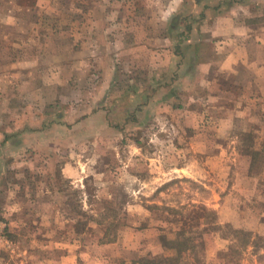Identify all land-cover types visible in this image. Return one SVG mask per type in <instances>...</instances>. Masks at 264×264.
I'll return each instance as SVG.
<instances>
[{"label": "rangeland", "instance_id": "374dc122", "mask_svg": "<svg viewBox=\"0 0 264 264\" xmlns=\"http://www.w3.org/2000/svg\"><path fill=\"white\" fill-rule=\"evenodd\" d=\"M71 1L58 0L74 20ZM78 1L98 39L80 41V56L94 59H79L61 100L42 109V1L0 0V264H264V94L231 116L241 82L228 93L167 87L174 60L219 16L240 4L241 19H258L264 0ZM135 44L142 60L125 63ZM43 112L65 120L47 152L37 141L7 154L9 140L42 129ZM179 233L183 253L167 244Z\"/></svg>", "mask_w": 264, "mask_h": 264}, {"label": "crops", "instance_id": "0c3cea01", "mask_svg": "<svg viewBox=\"0 0 264 264\" xmlns=\"http://www.w3.org/2000/svg\"><path fill=\"white\" fill-rule=\"evenodd\" d=\"M41 1L39 6H41L42 12H39L38 15L42 16V19L39 18V23L35 22L34 25L37 29L42 27V37L41 41L36 40L34 43H42V55L39 56L42 58V84L38 86L39 90L38 88L36 89L42 94V98L36 100V102L44 109L46 104H56L57 101L61 100L64 87L71 84L70 78L77 70L76 66L79 59L86 60L82 63L85 65L87 61L94 59L91 58L89 60V56L85 58L80 56V53H82V49L78 48L80 41H84L85 43L98 42V39H96L93 31H89L92 27L89 26V21L86 22L87 17L85 20L82 19L83 21L77 19V14L80 10L78 0L71 1V5L74 4L71 9V12L74 11L75 14L74 20L72 14L69 15L64 9L60 8L58 0ZM254 1L252 2L257 7L258 4L254 3ZM100 5L103 8L99 17L98 28L105 29L109 20H105L103 14L111 4L110 2H105L100 3ZM241 9L246 11L250 7L239 4L238 7L232 8L230 15L222 14L219 16L208 31L210 37L203 40V37L199 36L192 55L191 50L188 49V54L174 60L171 70L176 67L175 63L178 62L179 66H177L175 73L178 74L177 76L181 81H179V78L178 81L171 80L167 84V87L173 88L172 83L175 81L174 84L178 85H195L199 90L208 92L215 90L221 93H228L231 92L230 88H232V85L241 82L243 88L239 95L236 96V106H234L231 116H238V108L242 113V109H246L249 102L254 101L257 95L264 94V9L260 13H254L253 16H258V19L252 17V14H247V18L249 16L247 20L241 19L240 16H244L240 13ZM89 12H96L94 5H90L86 13ZM65 15L67 19L62 20L61 17ZM41 20L42 26L40 25ZM126 27L128 26L126 25ZM137 27L130 26L133 29H137ZM101 35L104 36L102 41L105 43L107 39L106 32L102 31ZM188 44H191V39ZM211 44L213 51L208 49V47H211ZM188 46L191 47V45ZM140 49L135 44L134 49H130L129 52L126 51L123 58L124 62H130L133 56H135L137 62L141 61L142 56L138 54ZM129 54H132V56H128ZM159 56L151 57L150 55V58L145 57L144 59L149 60L153 65L157 66L159 60H162ZM39 57L29 60L28 66L35 68ZM106 65L111 72L113 63H106ZM107 68H104V73H106L105 70L107 71ZM138 68L137 66L136 69ZM221 80H223L225 87H221ZM107 85H110V82L108 83L107 80L100 84L101 91ZM212 101L215 102L217 107H225L223 102L218 101L217 98L215 100L208 99V102ZM98 108L96 107V109ZM96 109L90 112L91 118H101L103 114H105L104 118L106 117L108 111L99 110L96 112ZM41 116L42 129L38 131H26L18 135L17 138L14 137L13 140H9V144L15 142L16 147L8 148L7 154L14 155L16 152H24L27 150V145L33 146L32 144L37 141L41 143L42 147L40 150H42V154L47 152L48 148L53 144L52 140L56 138V130L60 131L63 128L62 124L65 120L54 117L45 121L48 117L45 112ZM66 122L73 123L74 121L69 119ZM104 122L108 121L104 119ZM46 124L48 125L47 127L45 126ZM38 148L37 146L34 149L38 150ZM2 167L3 165L0 166V169ZM71 170V166L67 165V169H64V172L71 173ZM69 176L73 178L74 174L72 173ZM46 199L52 200L49 195L43 193L42 201H46ZM58 264H64V262L61 260Z\"/></svg>", "mask_w": 264, "mask_h": 264}, {"label": "trees", "instance_id": "16d2710c", "mask_svg": "<svg viewBox=\"0 0 264 264\" xmlns=\"http://www.w3.org/2000/svg\"><path fill=\"white\" fill-rule=\"evenodd\" d=\"M242 230V229H241ZM182 233H179L178 234V236H179V243L183 240L182 238H183V235L182 236H180ZM242 235H244V236H247V234L246 233H242ZM244 241H245V243H241V246H248V243H249V241L250 240H246V238L244 237ZM165 242H166V240H165ZM178 243V244H179ZM167 244H169V246L170 247H174V248H176L177 250H178V252H182L183 253V251H184V248L185 249H187V247H185L186 245H187V241H182L179 245L178 244H176L175 242H174V240H170L169 241V243L167 242ZM257 245V244H256ZM152 263H157V261H152Z\"/></svg>", "mask_w": 264, "mask_h": 264}]
</instances>
